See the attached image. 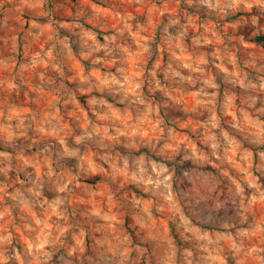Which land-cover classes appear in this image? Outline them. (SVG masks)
I'll return each mask as SVG.
<instances>
[{
  "label": "clouds",
  "instance_id": "1",
  "mask_svg": "<svg viewBox=\"0 0 264 264\" xmlns=\"http://www.w3.org/2000/svg\"><path fill=\"white\" fill-rule=\"evenodd\" d=\"M262 36L264 0H0V264H264Z\"/></svg>",
  "mask_w": 264,
  "mask_h": 264
},
{
  "label": "trees",
  "instance_id": "2",
  "mask_svg": "<svg viewBox=\"0 0 264 264\" xmlns=\"http://www.w3.org/2000/svg\"><path fill=\"white\" fill-rule=\"evenodd\" d=\"M256 44H260L261 46H264V36L258 37L256 40L253 41Z\"/></svg>",
  "mask_w": 264,
  "mask_h": 264
},
{
  "label": "rangeland",
  "instance_id": "3",
  "mask_svg": "<svg viewBox=\"0 0 264 264\" xmlns=\"http://www.w3.org/2000/svg\"><path fill=\"white\" fill-rule=\"evenodd\" d=\"M102 38V37H101ZM257 44L252 41V46L255 47ZM163 222V221H162Z\"/></svg>",
  "mask_w": 264,
  "mask_h": 264
}]
</instances>
